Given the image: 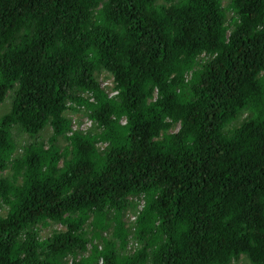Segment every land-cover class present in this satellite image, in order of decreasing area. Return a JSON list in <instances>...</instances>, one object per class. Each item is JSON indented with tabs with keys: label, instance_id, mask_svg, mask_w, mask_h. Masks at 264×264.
Instances as JSON below:
<instances>
[{
	"label": "trees",
	"instance_id": "obj_1",
	"mask_svg": "<svg viewBox=\"0 0 264 264\" xmlns=\"http://www.w3.org/2000/svg\"><path fill=\"white\" fill-rule=\"evenodd\" d=\"M8 94L0 264H264V0H0Z\"/></svg>",
	"mask_w": 264,
	"mask_h": 264
},
{
	"label": "clouds",
	"instance_id": "obj_2",
	"mask_svg": "<svg viewBox=\"0 0 264 264\" xmlns=\"http://www.w3.org/2000/svg\"><path fill=\"white\" fill-rule=\"evenodd\" d=\"M111 83L109 84V88H106L105 86H103V85H101L103 88H104V90L107 92V94H108V96L109 97H113V96H115L117 93H118V90L117 89H115V83H114V78L111 76ZM101 84V83H100ZM8 96V95H7ZM69 111H71V115L70 116H68L69 118H70V120H71V128H72V130H77V131H80V132H83V133H87L89 130H90V128L92 127V125H93V121L88 117V115H86L85 113H84V111H82V110H80V111H72V110H69ZM79 112H81V116H79L78 115V113ZM74 117H76V119H77V122L79 123V124H81V123H86V129L85 130H80V129H75L74 127H73V124H75L74 122H73V118ZM126 121V118L125 117H123L122 119H121V122H125ZM99 146H103V144L102 143H99ZM129 200L130 201H135V202H139V203H144V199H143V197H141L140 198V196H134V195H129ZM135 218H136V214H135V212L133 211V209L132 208H128L127 209V212H126V217H125V220H127V221H134L135 220Z\"/></svg>",
	"mask_w": 264,
	"mask_h": 264
},
{
	"label": "rangeland",
	"instance_id": "obj_3",
	"mask_svg": "<svg viewBox=\"0 0 264 264\" xmlns=\"http://www.w3.org/2000/svg\"><path fill=\"white\" fill-rule=\"evenodd\" d=\"M229 15H230V13H229ZM111 79H112L111 76L107 72H103L99 76L98 80L101 83V85L105 86L106 88H109V84L111 83ZM9 103H10V94H8V96H6L4 102L0 105V113L4 112L8 108ZM67 115L70 116L71 111H67ZM78 115L81 116V112H79ZM14 135L20 141H23L26 138V135L23 133H20L17 129L14 130ZM5 211H6L5 207H2L0 209V212L4 213ZM45 233H47V230L42 231V234H45ZM232 264H250V263L245 256H242L239 261L232 263Z\"/></svg>",
	"mask_w": 264,
	"mask_h": 264
},
{
	"label": "built area",
	"instance_id": "obj_4",
	"mask_svg": "<svg viewBox=\"0 0 264 264\" xmlns=\"http://www.w3.org/2000/svg\"><path fill=\"white\" fill-rule=\"evenodd\" d=\"M73 122L75 123V124H73V127L75 128V129H80V130H85L86 129V123H81V124H79L78 122H77V119H76V117H74L73 118Z\"/></svg>",
	"mask_w": 264,
	"mask_h": 264
}]
</instances>
